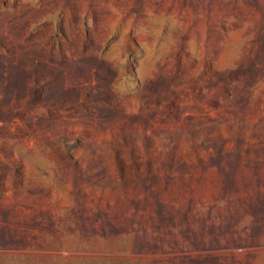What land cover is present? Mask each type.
<instances>
[{
	"label": "rangeland",
	"instance_id": "1",
	"mask_svg": "<svg viewBox=\"0 0 264 264\" xmlns=\"http://www.w3.org/2000/svg\"><path fill=\"white\" fill-rule=\"evenodd\" d=\"M0 264H264V0H0Z\"/></svg>",
	"mask_w": 264,
	"mask_h": 264
}]
</instances>
